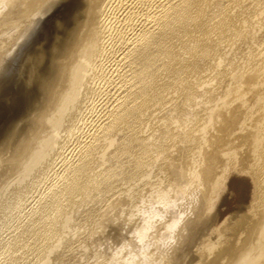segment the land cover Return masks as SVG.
<instances>
[{
	"label": "bare ground",
	"instance_id": "6f19581e",
	"mask_svg": "<svg viewBox=\"0 0 264 264\" xmlns=\"http://www.w3.org/2000/svg\"><path fill=\"white\" fill-rule=\"evenodd\" d=\"M111 3L77 118L30 192L32 197L40 194L36 204L32 201L36 206L22 216L29 194L7 229L0 264L1 259L18 264L30 250L37 257L33 264H46L52 243L61 244L65 237L63 215H74L89 198L94 203L104 195L97 190L101 180L125 179L132 173L144 183H159L161 191L196 123L264 87V0ZM99 98L104 102L92 118ZM110 157H125L126 162L103 169ZM58 161L61 169L53 170ZM40 182L46 185L44 191L38 188L41 193L36 191ZM104 187L103 192L112 195L118 186ZM122 189L114 191L111 208L129 202L130 195ZM92 210L79 230L74 225L80 234L99 220V210ZM262 225V242L244 264H264V218ZM141 226H135L137 232Z\"/></svg>",
	"mask_w": 264,
	"mask_h": 264
},
{
	"label": "water",
	"instance_id": "95a60500",
	"mask_svg": "<svg viewBox=\"0 0 264 264\" xmlns=\"http://www.w3.org/2000/svg\"><path fill=\"white\" fill-rule=\"evenodd\" d=\"M112 0H0V240L79 113ZM122 264H244L262 242L264 87L198 121Z\"/></svg>",
	"mask_w": 264,
	"mask_h": 264
},
{
	"label": "rangeland",
	"instance_id": "374dc122",
	"mask_svg": "<svg viewBox=\"0 0 264 264\" xmlns=\"http://www.w3.org/2000/svg\"><path fill=\"white\" fill-rule=\"evenodd\" d=\"M112 87H113V85H112ZM100 99H102V100H100ZM101 102L103 104V102H104L103 101V98H99L98 103H96V107H95L96 111L94 112V115H92V118L95 116V114H97L96 112H99V106H100V103ZM88 121H86V122H88ZM86 125L89 126L90 128L93 127L92 123H89V125L86 123ZM72 147H73V144H71L69 146V148L67 149V152H70V153H68L69 155H68L67 159H70L71 156H72V150L69 151V149L72 148ZM111 158L112 157H110V159L109 158H107V159L105 158L104 159V163L105 164H103L104 165L103 166V169L105 167H107V166H113L114 167L115 164H125V162H126V158L125 157H122V158H117V157L114 158L113 157L112 159ZM56 167L57 168L59 167L58 169L60 170L61 169L60 168L61 167V162L58 161V164L55 163L53 165V170L54 169L56 170L57 169ZM115 179H116L115 181L114 180L113 181H109V182H106L105 181L107 184L104 181H102V180L98 182L99 186L97 187V190L100 193L102 192V194H104L105 196L104 195H100L99 196L100 198L98 197L97 200L94 201V203H92L91 202V199L89 198L88 201L86 200L87 202H84V205L85 206L82 205V207L79 206L76 209L77 210L76 211V214L72 215L73 214L72 213V214L69 215L70 212H68V214H67L68 216L67 217L65 215H63V217H62L63 220L60 218L61 219L60 221H62V226H63L64 230H67V231L65 232V237L62 239L63 241L62 240H61L62 242L59 241V242H61V244L60 243H57V242H53L52 243L53 247L51 245V248H50L51 251L49 250V252H47L46 255L44 256V258L46 257L45 258L46 264H122L123 263L124 258L126 256L127 252L130 250V248H131V246L133 244L132 242H133V240L135 239V237H136V235L138 233L136 231L137 230L136 227H137V225H142L144 223L145 219L147 218V212H148L147 210H150L151 207H152V205L156 201V199H157L156 197L158 196L159 191H160L157 188H160V186H159V183H156V182H153V181L151 183L150 182L144 183V181L142 179L136 177L132 173H130L125 179L124 178H120V177L115 178ZM137 179L139 181H141V182H139ZM54 180L56 181L57 179L56 178L55 179H52L51 180L52 181L51 183H53ZM125 182H126V184H125ZM131 182H132L133 185L131 184ZM48 183H50V182H48ZM108 183L109 184L112 183V184H115V186L116 185L118 186V187H116V189H113L115 192L116 191L120 192L119 190L122 189L123 186L125 185V187L122 189V191H124V189L127 191L126 197H127V195L128 196L130 195L129 196V199H128V201H129L128 203L130 204V206L126 202V204L124 205L125 207L123 205H121L122 206L120 208L121 210L118 209V208H116L119 212L120 211H123V214H122V212H120V214H118L117 213L118 211L115 208H111V205H110L111 202H113L115 200L116 193H118V192H116V193H114V191L109 192V193H112L113 192L112 193L113 196L111 194H108V192H106L107 194L105 192H103V190L105 189L104 185L107 186ZM119 183H120L121 186L119 185ZM42 184L43 183L40 182L37 185V187H36V191L37 192L39 191V193H41L42 190L44 191V189L46 187V185L43 184L44 185L43 186ZM128 187L130 188V190L128 189ZM38 188L41 189V191ZM101 188H104V189L102 190ZM37 194L38 193L34 192V196H33L34 198L32 197L31 194H30V196H28V198H27V205L28 206L26 205V207H25L26 209H24L22 211V213H21L22 216H24V218H26V212L29 209H31L32 207H35L36 206L35 205L36 204V201H35L36 199L35 198H36V196L40 195V194H38V195ZM138 196H139V198H138ZM109 197H111V199ZM107 198H109V199L106 200ZM108 201H109V203H108ZM134 201H135L136 204L133 203ZM134 204H135L136 207L134 206ZM87 205H89V206L87 207ZM123 207H124V210L125 209H127V210L124 211L122 209ZM27 208H28V210H27ZM91 208L94 209V210H92ZM104 208H105L106 211L107 210L108 211H110V210L113 211L114 210V211L113 212L110 211L109 213L108 212L106 213V211L104 210ZM88 210H92L93 212H97L99 210V212L97 213V215L99 217L97 216L95 218L99 219L100 221L94 219V222L95 223L92 222V225H94V224L95 225L94 226L90 225V227L87 226V228H86V232L87 233L86 232L85 233L82 232V234H80V232H77L76 229L78 227L80 228L81 227V224L85 221V219H86V217H85L86 216V212ZM100 210H101V212H100ZM103 212H105V213H103ZM100 213H102V214L100 215ZM82 214H84V215H82ZM71 215L74 216V217H72ZM22 216H20V217H22ZM100 216H101V218H100ZM69 217H71V218H69ZM120 217H122V219ZM69 219H71V220H69ZM72 219H73V221H72ZM65 220L68 221V222L65 223ZM98 221L101 222L102 224H100ZM14 222L16 223V221H14ZM14 222H13V225L12 226H15V223ZM118 223H120V224H118ZM65 225L67 227H65ZM74 225L77 227L76 229L73 228ZM103 225H104V227H103ZM68 226L71 227V228H69ZM101 227H103L104 229L101 228ZM79 228H78V230H79ZM93 228H95V229H93ZM97 228H99V229H97ZM87 229H88L89 232L87 231ZM91 230L92 231L96 230V231L92 232ZM135 232H137V233H135ZM6 234H8V235H6ZM77 234L79 236L81 235L82 237L77 236ZM9 235H10V229L6 231L5 235L3 236L4 238L2 237V239H1V244H0L1 253H2V250L5 248L3 245L8 240V238H9L8 236ZM86 238H88L87 240L89 242H86L87 241ZM99 239H100V241H99ZM91 240H92V242H91ZM52 248H54L55 250L52 249ZM25 258L26 259H22L23 261L21 260L18 264H33L34 259H36L37 257L35 256L33 250H30V251H28V254H26ZM114 258L116 260H114ZM111 260H113V261H111ZM24 261H26V262H24ZM6 263L8 264V262H6L5 259H1V264H6Z\"/></svg>",
	"mask_w": 264,
	"mask_h": 264
}]
</instances>
